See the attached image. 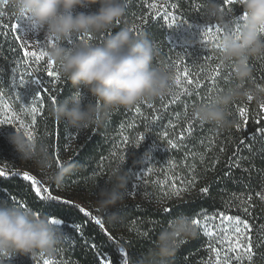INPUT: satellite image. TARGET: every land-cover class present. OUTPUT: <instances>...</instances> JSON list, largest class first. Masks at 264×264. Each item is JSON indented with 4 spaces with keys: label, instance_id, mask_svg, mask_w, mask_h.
<instances>
[{
    "label": "trees",
    "instance_id": "1",
    "mask_svg": "<svg viewBox=\"0 0 264 264\" xmlns=\"http://www.w3.org/2000/svg\"><path fill=\"white\" fill-rule=\"evenodd\" d=\"M124 2L125 15L118 21L119 23L114 24L109 33L104 35H110L122 28L130 29L134 25L138 26L141 30L138 33L131 31L132 34L138 39H148L156 48L157 55L153 65L171 73L174 77L168 93L155 101H145L129 108L112 110L107 115L101 112L98 116L99 125H92L81 130L73 129L66 121H57L52 117V107L65 98L77 96V94L85 105L95 101L90 94L83 90L78 92L62 78L58 66L54 63L60 79L58 82L47 84L50 91L44 94L43 111L37 117L35 126L36 140L32 141L37 150L41 147L47 149L52 158V165L43 168L36 160L23 159L7 139L10 133L17 131L18 124L0 125V169L8 173V176L2 178L6 183L0 187V204L17 206L9 198L10 191L18 198H26L23 208L32 211L38 217L49 218L47 211H35L43 206L34 202L35 197L29 193L26 186L29 182L10 179L12 173L26 170L44 184L50 185L55 195L73 200L102 219L105 229L113 239L104 235L103 229L93 223H87L83 229L82 238L80 233H75L74 241L66 240L65 237H73L72 222H81L85 218L77 210L52 207L51 210L58 214L57 218H61L64 222L56 226L60 241L56 246L55 255L45 256V258L57 261L58 264H100V260L122 264V260L117 256L119 247H123L131 254V264H157L161 259L166 260L167 264H207L209 257L207 238L199 227H194V236L180 238L178 250L173 256L162 258L159 255L157 242L161 231L170 228L172 222L177 217H181L168 216L163 212V208L176 205L180 209L200 210L210 215L223 210L249 221L253 229L254 255L251 259L255 261V264H264V204L256 195L257 192L264 193V140L254 136V129L258 127L254 123L249 125L247 131H237L239 116L236 111V106L242 105L247 107L250 115L254 117L259 111L260 103H257L254 98L252 101H248L247 98L235 101L229 106L230 126L226 128L201 122L194 115L197 107L212 104L216 97L240 84L235 76L233 64L221 62L217 44L220 45L225 33L218 34V38L214 41L205 40L195 25L213 24L226 28L230 25L233 15L243 14L242 4L237 0V3L231 6L235 8V13L221 11L223 22H218L208 17L207 0H171L179 5L178 9H174L178 12L177 20L187 21L192 27L181 24L169 28L160 18L152 19L148 25H143L141 17H147L151 11L147 8L145 0H124ZM154 2L163 7L166 0H154ZM217 2L219 3L220 0ZM98 7L99 5H92L85 11H95ZM17 17L9 8L8 0H0V26L9 33L6 39L0 34V92L3 93V101L16 110L26 123H30V117L20 112V109L31 103L33 96L41 87L31 81L40 79L47 82L49 78L46 75V61L39 64L31 60L28 64L21 61L22 53L10 33V25L17 22ZM243 22L240 21V24L242 25ZM145 28L146 31L143 30ZM20 31L19 34L23 35V31L21 29ZM81 35L86 34L71 38L74 45L84 42L80 40ZM103 38L104 36H96L85 41L100 43ZM62 43L65 47L74 46L69 45L68 41ZM178 53L186 54L184 60L193 73V79L203 75L202 69L207 67L203 59L205 56L212 58L211 64H221L224 75L219 78L217 88H210L209 83L202 78V87L195 89L189 96H182L178 102L172 103L170 98L178 91L175 84L176 68L173 63ZM249 66L251 78L245 80L242 86L250 91L264 88V55L250 58ZM13 68L17 69L16 73H13ZM27 72L32 73L31 77H26L29 83L23 88L18 87L19 74ZM209 93L212 96V102L205 104L202 97ZM17 96L20 99H16ZM53 99L55 103L52 102ZM185 101H187L186 106ZM138 105L141 106V114L135 112ZM185 112L187 117L193 120L195 131L185 141H178L182 143V147L173 149L167 144V139H176L181 129L187 126ZM177 113H179L178 116ZM0 118H3L2 114ZM173 124L176 125L175 128L172 127ZM260 126L264 127V122ZM19 132L23 134V129ZM165 132L168 134L167 137L164 135ZM57 133H59L58 141ZM141 135L145 138L137 147L135 141ZM124 137L128 138L126 145L123 143ZM248 137L253 138L248 139ZM241 138H244V144L239 143ZM210 139L214 140V146L209 151ZM249 145L251 148L248 147ZM221 148L224 149L223 152L220 151ZM113 152L116 153L115 157L112 156ZM189 153H194L195 158L190 157ZM146 154L151 157V161L145 165L139 161L143 160ZM57 155L62 166L65 161L77 165L71 174L64 177L61 186H57L47 178L49 172L57 167ZM120 155L126 156L123 162L119 160ZM235 159L240 161V167L231 166V162ZM193 163L198 176L196 187L191 192L185 193L182 199L162 198L164 185L173 175L189 177V167ZM98 165L102 166L98 168ZM144 168H151L152 171L145 172L144 183L138 193L134 196L129 195V189L133 183V178L129 176V169L140 171ZM117 170L128 174L125 199L122 204L109 209L108 212H101L97 207L98 194L108 184L113 172ZM94 171L95 176L92 175ZM206 184L211 185L210 192L206 198H201L199 188ZM146 192L151 195L146 196ZM248 194L252 195V200L250 210L245 212V205L241 204L238 197L243 196L247 199ZM112 213L116 216L114 220H110ZM135 229L147 231L148 238H139ZM181 241L186 243L181 245ZM93 244L95 247H92ZM36 256L41 255L31 257L11 255L10 257L13 260H19L20 264H32L30 258Z\"/></svg>",
    "mask_w": 264,
    "mask_h": 264
},
{
    "label": "clouds",
    "instance_id": "2",
    "mask_svg": "<svg viewBox=\"0 0 264 264\" xmlns=\"http://www.w3.org/2000/svg\"><path fill=\"white\" fill-rule=\"evenodd\" d=\"M241 4L247 19L241 25L239 37L233 38L226 33L220 43L221 62L233 64L240 84L216 97L212 104L197 107L194 112L201 122L220 128L230 126L228 109L235 101L251 94L257 103H264V88L250 91L242 86L251 78L249 59L264 55V0H242ZM92 5L99 7L95 11H85ZM8 6L17 16H25L37 34L43 32L56 42L47 49V55L58 66L61 77L78 92L83 90L90 94L95 101L85 105L73 96L52 107V117L66 121L70 128L81 130L99 125L101 112L107 115L112 110L160 99L174 81L171 73L153 65L157 51L148 39L136 38L128 28L104 35L125 15L124 0H8ZM206 11L210 19L223 22L217 0H207ZM79 34L104 38L100 43L84 41L72 47L63 46L62 42ZM7 139L23 159L36 160L43 168L52 165L47 149L37 150L24 134L15 131ZM76 167L65 161L63 166L49 172L47 178L61 186L64 177ZM127 182L126 172H113L98 194L97 207L101 212L123 203ZM115 218L112 213L110 220ZM194 235L195 228L190 220L177 217L170 228L160 233L159 255L162 258L173 256L180 238ZM59 241L56 225L48 217H38L23 207L0 204V255L52 257ZM157 264H167V261L161 259Z\"/></svg>",
    "mask_w": 264,
    "mask_h": 264
},
{
    "label": "snow or ice",
    "instance_id": "3",
    "mask_svg": "<svg viewBox=\"0 0 264 264\" xmlns=\"http://www.w3.org/2000/svg\"><path fill=\"white\" fill-rule=\"evenodd\" d=\"M147 4V8L150 9L148 16H142L141 19L143 21V25H148L152 19L160 18L164 20L169 28H173L176 26H180L181 24H187L189 27H192L187 21H178L177 15L178 12L174 11V9H178L179 5L177 3L171 2V0H166L165 5L162 7L159 3L154 2V0H145ZM237 3V0H220L219 6L220 10L223 12L227 10L229 13H235V8L231 7ZM239 3H242V0H239ZM25 16H18L17 22L12 23L10 25V33L13 35V39L17 42L18 48L22 53L21 61L24 64H28L31 61L39 64L40 62H45L47 64L46 75L49 78L47 82H44L40 79H36L31 81L34 84L40 85V89L35 93L32 98L31 103L20 109V112L30 117V123H26L21 115L14 110L9 104L5 103L2 99L3 93L0 92V114H2L3 118H0V125H16L17 132L20 129H23V134L29 141H35V126L37 124V117L43 111V101L45 99V93H48L50 89L47 87V84H51L54 82H58L60 79L59 73L54 68V62L48 57L46 48L49 46H54L56 42L51 38L47 37V41L45 44L40 45L36 48V50H30L29 42L24 38L23 35L19 34L20 31V23L25 19ZM247 19V14L243 12L241 15H233L232 21L230 25L226 26V28H221L219 25L208 24L201 26L199 24L195 25L199 30L205 40L214 41L218 38V34L227 33L231 35L233 38H238L240 35L241 24L240 21H245ZM119 23V22H117ZM130 31L139 32L141 29L138 26H133V28L129 29ZM146 31V28L143 29ZM0 34L4 36L6 39L8 36V32L4 31L3 26H0ZM262 35H264V31H262ZM93 37L91 35H81L80 40H91ZM69 45H74V41L72 39L68 40ZM217 48L220 49V45L217 44ZM15 51V49H13ZM185 53H178L177 59L173 62L176 68V78L175 84L177 86L178 91L172 95L171 102H178L182 96H189L195 89L202 87L201 79H205L210 88H217L219 78H222L224 75L221 64H211V57L205 56L203 59L207 64V67L202 69V76H197L196 79H193V73L191 72L187 62L184 60ZM17 69L13 68V73H16ZM38 71V69H37ZM32 73H20L18 79V87L23 88L26 84L29 83V79L26 77H31ZM15 81V76H14ZM79 96V94H77ZM16 99H20L19 96ZM205 104H210L212 102V96L209 93L208 95L202 97ZM248 101L253 100V96L251 94L247 97ZM55 103V99L52 100ZM185 106L187 101L184 102ZM153 107V106H149ZM164 107H167L164 105ZM236 111L238 112L239 121L237 123V131H247L249 125L254 123L258 127L254 129V136L260 137L264 140V127L260 126L262 122H264V103H260L259 111L255 113V116H251L247 107L238 105L236 106ZM135 112L137 114H141V106H136ZM179 113H177V116ZM159 118L158 116L156 117ZM185 119L187 120V126L182 128L178 137L176 139H167V144L173 148L177 149L182 147V143L186 138H190L193 131H195V125L193 120L188 118L185 112ZM173 128L176 127L175 124L172 125ZM167 137V132L164 133ZM57 141L59 139V133H57ZM144 136L141 135L135 141L136 146L144 140ZM253 137H248V139H252ZM123 143L126 145L128 143V138L124 137ZM240 144H244V138L239 140ZM67 146V145H66ZM214 146V140H209L208 150ZM251 148V145L248 146ZM58 151V148H57ZM221 152L224 151L223 148L220 149ZM190 157L195 158L194 153L188 154ZM236 155H239V150ZM112 156L115 157L116 153L113 152ZM126 159L125 155H120L119 160L123 162ZM151 161V157L149 155H145V158L140 163L147 164ZM218 162V161H216ZM56 165L57 167L62 166V162L59 159V156H56ZM102 165H98V168ZM231 166L240 167V161L235 159L231 162ZM152 171L151 168H144L140 171H133L129 169V176L133 178V183L129 189V195L134 196L138 193L140 187L144 183L145 172L150 173ZM190 176L189 177H177L175 175L164 185V191L162 193V198H172L176 197L178 199H182L185 193L191 192L198 182V176L196 174V167L193 163L189 167ZM93 176L96 175L94 171ZM8 176L4 170L0 169V187H3L6 181L2 178ZM10 179H20L22 182H29L26 186L31 193L35 197V203L42 205L43 208L36 209V212L47 211L49 216V220L52 224L59 226L64 221L61 218H57L58 214L55 211H52V207H66L69 209L77 210L82 216L85 218L84 221L81 222H72L71 228L73 230V237H65V239L75 240V233H80L81 238L83 236V229L86 227L87 223H93L98 226L100 229H103V234L108 236L109 239H113L110 234L105 229V226L102 222V219L96 216L92 211L86 209L82 205L76 204L73 200H70L65 197H61L55 195L50 185H46L39 180L34 174H30L28 171L22 172H14L12 173ZM210 184H206L199 188V193L201 198H206L210 192ZM146 196H150V193H145ZM257 196L261 199H264V193L257 192ZM9 198L17 204L18 207H25L26 198L20 197L18 198L16 195L12 194L9 191ZM240 199L241 204L245 205L244 211L248 212L250 210V202L252 200V195L248 194L247 199H244L243 196L238 197ZM21 201H24L23 203ZM163 212L168 216L179 215L182 217H186L190 220L191 224L194 227H199L202 229L203 234L207 238L206 246L209 250V257L207 264H233L235 261L236 264H243L246 258L251 259L254 255L253 248V238H252V225L249 221L243 220L238 216H233L228 214L226 211H219L215 214H208L206 212H202L200 210L195 211H187L184 209H180L178 205L171 207H164ZM155 223V221H152ZM139 238L147 239L148 233L147 231H140L139 229H135ZM186 243L185 241H181L180 244L183 245ZM92 247H95L93 244ZM117 256L122 260V264H131V254L126 251L123 247H119L117 250ZM42 264H58L57 261L52 259L43 258L41 255ZM100 264H113L110 260H100Z\"/></svg>",
    "mask_w": 264,
    "mask_h": 264
},
{
    "label": "rangeland",
    "instance_id": "4",
    "mask_svg": "<svg viewBox=\"0 0 264 264\" xmlns=\"http://www.w3.org/2000/svg\"><path fill=\"white\" fill-rule=\"evenodd\" d=\"M20 29L23 31L24 38L29 42L30 50H36L37 47H39L42 44H45L47 41V37L43 32L37 34V32L31 28L27 18H25L20 23ZM50 47L51 46L47 47L46 50ZM262 201L264 204V199H262ZM43 258H45V256H43ZM30 261L32 262V264H42L41 256L30 258ZM6 262H9L10 264H20L19 260H13V258L10 257L9 255H0V264H5ZM233 263L236 262L234 261ZM243 264H255V261L246 258Z\"/></svg>",
    "mask_w": 264,
    "mask_h": 264
}]
</instances>
